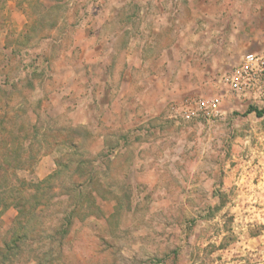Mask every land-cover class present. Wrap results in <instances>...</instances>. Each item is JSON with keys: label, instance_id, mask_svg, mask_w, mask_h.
Here are the masks:
<instances>
[{"label": "rangeland", "instance_id": "rangeland-1", "mask_svg": "<svg viewBox=\"0 0 264 264\" xmlns=\"http://www.w3.org/2000/svg\"><path fill=\"white\" fill-rule=\"evenodd\" d=\"M186 3L0 0V89L17 138L37 131L0 148V264H264V65L244 63L264 54V0H220V48L161 132L106 116L141 24Z\"/></svg>", "mask_w": 264, "mask_h": 264}, {"label": "crops", "instance_id": "crops-1", "mask_svg": "<svg viewBox=\"0 0 264 264\" xmlns=\"http://www.w3.org/2000/svg\"><path fill=\"white\" fill-rule=\"evenodd\" d=\"M183 1L187 2L183 7L161 8L155 13L154 22L141 24L146 36L128 45L123 62L125 82L113 91L116 96L105 108L107 118L114 122L121 117L124 126L129 124L127 119L133 118V130L143 139L146 128L161 132L160 122L171 100L198 86L197 80L206 74L201 62H213L211 48L221 45L218 41L210 44L219 31L215 22L224 20L227 13L219 5L220 0H201L197 7L193 2L198 0ZM177 13L183 14V21H164L166 15L175 17ZM136 44L137 59L133 53ZM111 75L108 74L109 79ZM103 139L99 137L98 141Z\"/></svg>", "mask_w": 264, "mask_h": 264}, {"label": "trees", "instance_id": "trees-1", "mask_svg": "<svg viewBox=\"0 0 264 264\" xmlns=\"http://www.w3.org/2000/svg\"><path fill=\"white\" fill-rule=\"evenodd\" d=\"M12 89H14V86H12V85L10 86V89L7 92H5L2 89H0V95H2L3 97H5V102L0 106V133H2V134H5L6 133V135L9 136V138H10V139H6V140H2L3 142L1 143L0 148H2L1 146L6 145L5 148H7V149L8 148H11V149L16 150V146L17 145L19 146V142L22 143V142H24L26 140H29V138L31 136L32 137H35L36 134H37V131H35V129H34L35 127L34 126H30L31 127L30 128L31 129L30 135L31 136L25 137L22 140H20L19 138H17L21 134V130H20V127L21 126L18 127L16 125V123L14 122V119L11 116H9V113L11 112L10 111L11 110L10 109V100H11L12 95H13ZM250 112H254L257 116H261L262 115V111H257L254 108L249 109V111L247 113H250ZM6 127L7 128L9 127L10 129L6 130ZM14 129H16V131L18 133L17 136L12 133V130H14ZM72 147L74 149L77 148L76 145H72ZM45 182H46V180L41 181V182H39L37 184L30 183L28 185H29V187H31L32 189H34L36 191H41L43 189V186L45 185ZM23 185L25 186V183H23ZM14 206L18 208L19 217L22 216L23 213H24V208L22 206L21 207H18V206H20L18 204H15Z\"/></svg>", "mask_w": 264, "mask_h": 264}, {"label": "built area", "instance_id": "built-area-1", "mask_svg": "<svg viewBox=\"0 0 264 264\" xmlns=\"http://www.w3.org/2000/svg\"><path fill=\"white\" fill-rule=\"evenodd\" d=\"M244 63H245V68H248V67L253 68L256 66L260 67V65H264V54L260 55V56L248 55L245 57ZM185 109L183 110V114H184V117L188 118L189 117L188 110L186 107H185ZM214 114H218V112L215 111Z\"/></svg>", "mask_w": 264, "mask_h": 264}]
</instances>
